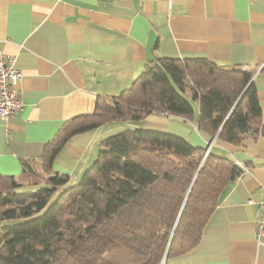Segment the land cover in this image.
<instances>
[{"label": "trees", "instance_id": "trees-1", "mask_svg": "<svg viewBox=\"0 0 264 264\" xmlns=\"http://www.w3.org/2000/svg\"><path fill=\"white\" fill-rule=\"evenodd\" d=\"M251 73L204 58H156L131 86L99 97L65 123L16 176L0 174V264H158L193 249L223 194L242 173L187 139L146 129L102 139L76 184L53 168L73 136L150 114L195 121L209 138L239 145L264 130Z\"/></svg>", "mask_w": 264, "mask_h": 264}, {"label": "crops", "instance_id": "crops-1", "mask_svg": "<svg viewBox=\"0 0 264 264\" xmlns=\"http://www.w3.org/2000/svg\"><path fill=\"white\" fill-rule=\"evenodd\" d=\"M4 55L15 57L22 80L20 111L8 124L0 119L3 176L18 175L21 159H37L65 123L92 113L99 97L129 88L156 58L246 69L264 119V0H0ZM196 119L142 120L244 168L198 244L166 264H264V238L256 242L254 225L264 197V130L232 145L200 134ZM115 123L73 135L54 157V170L77 182Z\"/></svg>", "mask_w": 264, "mask_h": 264}, {"label": "built area", "instance_id": "built-area-1", "mask_svg": "<svg viewBox=\"0 0 264 264\" xmlns=\"http://www.w3.org/2000/svg\"><path fill=\"white\" fill-rule=\"evenodd\" d=\"M21 80L22 74L15 66V57L0 56V119L7 124L12 122L21 109L19 91ZM240 168L243 169L244 167L241 166ZM254 225L255 240L258 244H261L264 238V197L259 202V216L256 218ZM166 259L164 254L158 264H166Z\"/></svg>", "mask_w": 264, "mask_h": 264}, {"label": "rangeland", "instance_id": "rangeland-1", "mask_svg": "<svg viewBox=\"0 0 264 264\" xmlns=\"http://www.w3.org/2000/svg\"><path fill=\"white\" fill-rule=\"evenodd\" d=\"M147 127H148V124L145 123V121H143L142 119L141 120H129V122L128 121H121L120 123H115L114 125H112V128L109 130L111 132H110V134H107V136L111 135V134H116V133L123 131L125 129H128V130H134V129L153 130V129H148ZM153 131H158V130H153ZM77 182L71 183V184H76ZM69 183H70V181H69ZM17 222L18 221H16V220H2V221H0V231L4 227H9V226H11Z\"/></svg>", "mask_w": 264, "mask_h": 264}, {"label": "water", "instance_id": "water-1", "mask_svg": "<svg viewBox=\"0 0 264 264\" xmlns=\"http://www.w3.org/2000/svg\"><path fill=\"white\" fill-rule=\"evenodd\" d=\"M206 152H208V148L206 149Z\"/></svg>", "mask_w": 264, "mask_h": 264}, {"label": "clouds", "instance_id": "clouds-1", "mask_svg": "<svg viewBox=\"0 0 264 264\" xmlns=\"http://www.w3.org/2000/svg\"><path fill=\"white\" fill-rule=\"evenodd\" d=\"M206 153V152H205Z\"/></svg>", "mask_w": 264, "mask_h": 264}]
</instances>
